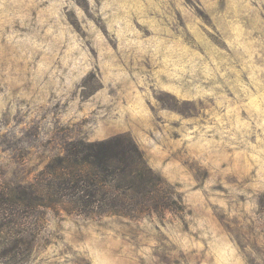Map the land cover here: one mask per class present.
<instances>
[{
    "label": "rangeland",
    "instance_id": "374dc122",
    "mask_svg": "<svg viewBox=\"0 0 264 264\" xmlns=\"http://www.w3.org/2000/svg\"><path fill=\"white\" fill-rule=\"evenodd\" d=\"M96 144L162 201L81 204ZM0 264H264V0H0Z\"/></svg>",
    "mask_w": 264,
    "mask_h": 264
},
{
    "label": "trees",
    "instance_id": "16d2710c",
    "mask_svg": "<svg viewBox=\"0 0 264 264\" xmlns=\"http://www.w3.org/2000/svg\"><path fill=\"white\" fill-rule=\"evenodd\" d=\"M95 146L98 147L100 145L96 144ZM123 148L128 155H126L128 160L125 161L126 165L121 170L115 169L114 171L112 169L113 166L101 165L100 153L102 152V148L98 147L97 152L91 156L93 162H90L95 165V169L91 173H84L82 169H77L75 174L66 172V177L63 180L65 188L72 189L78 195V201L84 206L99 209L100 207L105 208V205H108L109 193L106 188L109 186L111 188V185L115 182V186H117L115 189L122 190L121 194L116 195L115 200L119 198L121 202L123 198L128 199L132 204L140 202L139 204L144 205L139 210L149 211L150 209L145 206H148L155 198L159 199L158 203L162 201L158 194V184L154 181L151 174H149L151 168L144 160L141 150L135 144H129ZM121 180H123L122 183ZM154 193H156L157 197H155ZM128 209L121 212L128 215L138 210L137 207L133 206L128 207ZM113 211L114 209H103V211L100 210L98 212L106 214Z\"/></svg>",
    "mask_w": 264,
    "mask_h": 264
}]
</instances>
